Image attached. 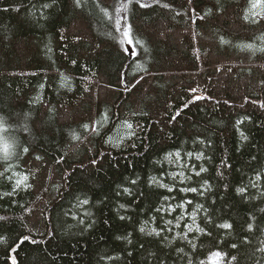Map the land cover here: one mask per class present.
I'll list each match as a JSON object with an SVG mask.
<instances>
[{"label": "trees", "instance_id": "1", "mask_svg": "<svg viewBox=\"0 0 264 264\" xmlns=\"http://www.w3.org/2000/svg\"><path fill=\"white\" fill-rule=\"evenodd\" d=\"M146 2L0 0V264H207L214 251L264 264V8ZM181 171L191 179L181 183ZM24 176L31 187L13 192ZM196 204L207 234L188 233L193 251L178 233ZM224 222L232 228L216 227Z\"/></svg>", "mask_w": 264, "mask_h": 264}, {"label": "snow or ice", "instance_id": "2", "mask_svg": "<svg viewBox=\"0 0 264 264\" xmlns=\"http://www.w3.org/2000/svg\"><path fill=\"white\" fill-rule=\"evenodd\" d=\"M53 2H55V0H53ZM131 2H132V0H128V3H131ZM154 2L158 3L159 0H154ZM135 3L139 4V6H140L141 8H146V7H149V6H150V5L146 2V0H135ZM250 3H251V5H252L253 8H256V7L264 8V0H250ZM74 4H75L76 7H80V6H81V0H74ZM49 6H50V5H48V4H44V5H43V7H45V8H48ZM97 7H100V5L97 4ZM163 7H168V5L165 4V5H163ZM126 9H127V4H123L121 7H118V8H117V11L119 12V11H121V10H126ZM101 11H102L105 15H107V13H108V10H107L106 8H101ZM254 15H257V14L254 13ZM245 19H248V17L245 16ZM253 22L255 23L256 21H253ZM117 23L119 24L120 22L117 21ZM128 34H129V28H128V27H125V28H124V35H125V37H127ZM221 43H227V41H224V40L222 39V40H221ZM249 47H250V45H249ZM145 51H147V49H145ZM261 51H264V49H261ZM137 83H139V81H137ZM41 87H43V85H41ZM191 91H192V92H195L196 89H191ZM203 98H204L203 96H194V97H193L194 100H200V99H203ZM189 103H191V101H189ZM187 106H188V105L186 104L185 107H187ZM261 107H264V104H262ZM177 115H179V113H178ZM175 118H176V117H173V119H175ZM106 119H107V118H105V121H104V122H106ZM244 119H248V118L245 117ZM3 122H4V121H3V118L0 117V125H2ZM241 122H242L241 120H237V121H236V124L239 125V124H241ZM97 123L101 124V126H102V122L98 121ZM83 127L85 128V130H89V125L85 124V125H83ZM127 127H128L129 129H132V128H133V126H132L131 124H128ZM90 131H91V133H94V134H96V135H99V134H100V133H99V129H98L95 125H93V126L91 127ZM134 135H135V131H134V130L131 131V132H129V136H134ZM241 137H242V139H244V140L247 139V136H245L242 132H241ZM72 138H73L74 140L79 139V137L76 136L75 134H73V137H72ZM199 142H200L201 144L204 143L203 140H201V141H199ZM114 146H119V145H114ZM23 151H24V152H27L28 149H27V148H24ZM5 152H6L5 159H8V155H7V145H5ZM173 155L177 158V161H179V158H180V152L170 153V154H169L167 157H165V158L170 160L171 156H173ZM187 155H188V156H192V155H194V153H193V152H188ZM195 158H196V160H200V159H203V158H205V157H204L203 152H201V153L195 154ZM36 159L39 160V159H41V157L37 156ZM93 163H95V160H93ZM184 167H188V165L185 164ZM195 169H196V166H195V165H192V171L194 172L195 176H197V177H199V176L201 175V173H204V172L207 171V168L204 167V165H200L198 171H196ZM171 175H172L173 180H175V177H176L177 173H171ZM218 175H220L219 172H218ZM179 176H180V178H181V183H183V182L186 181V180L191 179V177H186V176H184L183 171H181V172L179 173ZM260 178H261V177H260V175H259V173H258L257 176H256V179L259 180ZM27 179H28V178H27L26 176L22 177L21 179H18V180L16 181L15 187L13 188V192H15L16 188H19L22 184H23L24 187H26V188L31 187V185H28V184L25 183V181H27ZM151 179H152V181H155V178H154V177L151 178ZM135 183H136V180H132V184H135ZM157 183H158V182H157ZM252 186H253V187H256L257 185H256V184H253ZM159 187H160V188H167L169 192H171V191L173 190L172 187H169L167 184H164V183H159ZM201 187L204 188L205 190H208V189H209V186H208V183H207L206 180H205L204 183L201 185ZM123 191H124V193H126V194H131V193H130V189L127 188V187H125V188L123 189ZM180 191H181V192H186V193H187V192H190V193H198V194L201 195V196L204 195V192H203V191H199L197 187H183V188L180 189ZM236 191H237V193L243 194V193H245V187H239V188H237ZM119 194H120V193L118 192L117 195H119ZM5 195H9V196H10V195H12V193H5ZM168 199H169V198H168L167 196L164 197V200H165V201H167ZM88 203H89V201H88L87 199H83V200H80V201H79V204H81V205H87ZM191 204H192V201H191V200H186V201H183L182 203H180L179 205H176L175 207H179L181 210H183V209L185 208L186 205H191ZM124 207H125V206H124L123 204L120 205V208H124ZM164 210H165V209H164L163 206H161L160 208L157 209L158 212H159V211H164ZM167 210H168L169 212H171V211H174L175 208H174L172 205H169ZM201 210L207 212V209L204 208V206H203L202 204H196L195 207L193 208L192 212H191V213H188V215L190 216L192 222H191V224H185V225H184V227L187 229V231L184 232V233H182V234H179V233H178V235H180V238H181V239H183V240H187V241H188V243L191 245L193 251H195L197 245L193 242V240H189V238H188V233H191V232H193V231H196V232H198V233H204V234H207V233H205V229H204V228H201V227H199V226L196 224V215H197V213H198L199 211H201ZM262 211H264V210H262ZM0 219H3V218L0 217ZM120 219L123 220L124 217L121 216ZM183 219H184V213H183V211H182L181 215L178 216V217H176V224H175V227H176V228H179V227H180V221L183 220ZM165 224H166V226L169 227V230H171L172 220H167V221L165 222ZM216 227H217V228H220V229H226V230H227V229H231V228H232V225L229 224L228 222H224V223H221V224L216 225ZM248 230H249V232H251V231L253 230V225H252V224H248ZM140 231H141V232H144V231H145L144 227H141V228H140ZM148 234H149V235L155 234L156 236H159V235H160V231H158L157 229L153 228L152 231L149 232ZM0 239H3V238L0 237ZM25 239H27V237H25ZM118 239H119V237H118ZM173 239H175V237H173ZM129 242H130V241H129ZM171 242H172V241H168L169 244H171ZM33 243H35V241H33ZM261 243H262V245H264V241H262ZM232 247H233V248H236V244H233ZM177 251L183 253V252H184V249H183V248H179V249H177ZM257 251L264 252V246L258 248ZM185 254H186V253H185ZM209 255H210L209 264H212V259H211V258H216L217 260H223V254H222L220 251L210 252ZM236 259H237V258H236L235 256L232 257V261H235ZM12 264H16V262H15L14 259H13ZM188 264H192L191 259H189ZM200 264H206V262H205L204 260H201V261H200Z\"/></svg>", "mask_w": 264, "mask_h": 264}, {"label": "rangeland", "instance_id": "3", "mask_svg": "<svg viewBox=\"0 0 264 264\" xmlns=\"http://www.w3.org/2000/svg\"><path fill=\"white\" fill-rule=\"evenodd\" d=\"M122 46H123L124 50H126L130 55H132L133 49L131 47V44H130L129 40L126 39V37H124V36L122 39ZM209 259H210V255L207 258V264H209ZM211 259H212V264H230L229 261L225 260L224 255H223V260H217L216 258H211Z\"/></svg>", "mask_w": 264, "mask_h": 264}, {"label": "water", "instance_id": "4", "mask_svg": "<svg viewBox=\"0 0 264 264\" xmlns=\"http://www.w3.org/2000/svg\"><path fill=\"white\" fill-rule=\"evenodd\" d=\"M12 261H13V258H12ZM16 262V261H15Z\"/></svg>", "mask_w": 264, "mask_h": 264}]
</instances>
